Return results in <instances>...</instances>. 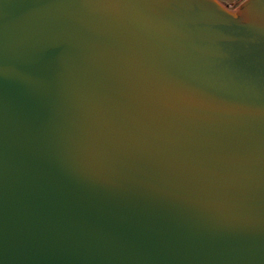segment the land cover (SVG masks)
I'll return each instance as SVG.
<instances>
[{"label":"water","instance_id":"obj_1","mask_svg":"<svg viewBox=\"0 0 264 264\" xmlns=\"http://www.w3.org/2000/svg\"><path fill=\"white\" fill-rule=\"evenodd\" d=\"M0 264H264V0H0Z\"/></svg>","mask_w":264,"mask_h":264},{"label":"rangeland","instance_id":"obj_2","mask_svg":"<svg viewBox=\"0 0 264 264\" xmlns=\"http://www.w3.org/2000/svg\"><path fill=\"white\" fill-rule=\"evenodd\" d=\"M223 6L229 10H235L245 0H218Z\"/></svg>","mask_w":264,"mask_h":264}]
</instances>
